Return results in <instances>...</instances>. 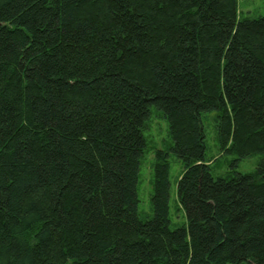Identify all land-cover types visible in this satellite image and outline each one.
Masks as SVG:
<instances>
[{
  "label": "trees",
  "instance_id": "trees-1",
  "mask_svg": "<svg viewBox=\"0 0 264 264\" xmlns=\"http://www.w3.org/2000/svg\"><path fill=\"white\" fill-rule=\"evenodd\" d=\"M153 216L138 183L152 108ZM232 164L216 177L203 114ZM184 163L171 228V154ZM0 264H264V14L239 0H0Z\"/></svg>",
  "mask_w": 264,
  "mask_h": 264
},
{
  "label": "rangeland",
  "instance_id": "rangeland-1",
  "mask_svg": "<svg viewBox=\"0 0 264 264\" xmlns=\"http://www.w3.org/2000/svg\"><path fill=\"white\" fill-rule=\"evenodd\" d=\"M239 10L243 17L258 18L264 14V0H239ZM215 114L204 113L203 124L206 133L208 159L219 158L213 173L216 177L226 175L234 171L242 173L254 172L259 165L261 155L243 158L236 164H232L236 158L234 155H222L217 137ZM147 146L141 158L140 174L138 183L139 213L143 218L153 216L151 197L153 194L154 161L155 152L158 148L164 149L173 143L169 133V125L163 115L152 108L149 126L145 130ZM170 163V219L171 228H179L187 223L186 213L181 209L178 199V181L184 171V163L173 153L169 157Z\"/></svg>",
  "mask_w": 264,
  "mask_h": 264
}]
</instances>
